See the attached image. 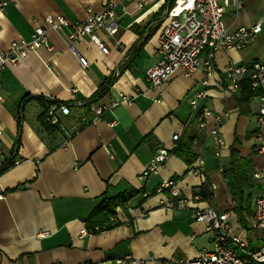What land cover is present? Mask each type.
<instances>
[{
    "label": "crops",
    "instance_id": "0c3cea01",
    "mask_svg": "<svg viewBox=\"0 0 264 264\" xmlns=\"http://www.w3.org/2000/svg\"><path fill=\"white\" fill-rule=\"evenodd\" d=\"M108 2L117 0H0V51L12 41L28 39L45 16L62 15L77 23L86 18L87 9L99 13ZM165 2L138 0L127 3L122 11L117 9V34L95 32L101 48L88 40L74 42L76 53L88 62L85 70L68 49L69 29H60L48 32L51 50L29 53L18 65L0 72V168L12 165L0 175V264H117L125 257L137 264H171L211 250L210 233L204 223L194 220V212L208 207L219 212L230 209L233 183L226 171L231 153H237L242 162L255 154L258 110L253 99L250 113L239 114L235 94L223 95L220 84L226 83L228 64L259 60L249 52L243 59L241 51H219L212 77L206 78L202 70L191 77L176 71L159 88H149L145 71L158 59L156 37L164 24ZM234 9L231 2L224 7L234 13L229 22L224 21L227 26L248 27L260 21L264 32V0H239L237 13ZM105 84H109L105 93L95 98ZM197 92H204L201 106L230 113L221 128L223 173L218 172L207 131H199L195 121L184 129L189 98ZM54 104L69 108V115L59 116V129L40 124L44 109ZM99 108L102 112L97 116ZM174 135L178 141L172 140ZM188 135L194 136L196 155L191 165L204 161L205 177L216 186L214 192L187 173L191 165L171 154ZM242 139L250 143L246 149ZM161 148L170 153L164 165L156 175L140 178ZM258 156V169L248 174L250 186L259 180L254 174H264V165L259 167L264 154ZM166 179L178 180L183 196L200 194L202 201L186 208L161 204L171 200L165 193L155 194ZM129 190L151 196L144 200L136 195L118 206L113 217L117 224L109 230L79 237L84 219L103 195L113 197ZM251 211L250 205L245 215L234 210L239 224L232 229L249 250L264 243V238L256 237L255 245L244 239ZM44 232L49 236L37 237Z\"/></svg>",
    "mask_w": 264,
    "mask_h": 264
},
{
    "label": "built area",
    "instance_id": "2783aa9c",
    "mask_svg": "<svg viewBox=\"0 0 264 264\" xmlns=\"http://www.w3.org/2000/svg\"><path fill=\"white\" fill-rule=\"evenodd\" d=\"M138 0H117L108 2L99 13L86 10V18L77 23H70L62 15H48L43 18V24L36 26L28 39H21L9 43L7 49L0 51V72L8 66L18 65L29 53H35L41 48L51 50L48 43V32L60 29H69L67 41L68 49L77 57L81 69L88 68L85 58L76 53L74 42L88 40L101 48V41L95 32L103 31L107 36L114 37L119 29L116 18V10L121 11L126 4ZM232 3L237 13L239 0H173V3L164 12V24L157 33L156 54L158 59L145 71V80L151 89L159 88L176 71H181L185 77H191L195 72L202 70L206 78L215 73V55L219 51L240 52L253 44L262 32L261 22L251 26L231 27L224 23V7ZM2 6L5 3L1 4ZM141 7V3L137 2ZM225 84H220V92L231 96L240 88V82L244 77H249L251 89L258 92V110L255 115V144L253 153L264 154V62L253 61L249 64L235 66L228 64L224 69ZM204 92H197L189 98V116L184 123L187 130L193 121L196 122L199 131H207L213 144V156L218 160V172L223 173V165L220 160L225 142L221 135L223 123L230 117L227 111L216 113L206 106L200 105ZM3 101L0 95V103ZM123 101H127L123 98ZM102 108L96 110L98 116ZM69 115V108L65 105H52L47 111L44 122L60 127L59 116ZM172 140L178 141L179 136H172ZM170 153L164 148L159 149L143 170L140 178L147 179L156 175L164 165ZM188 174L198 177L202 183L214 192L216 186L208 183L205 177L204 161L198 159L188 170ZM255 179L264 178V174H254ZM223 182L227 179L223 177ZM167 194L171 200L162 201L167 207L177 206L186 208L194 202L202 201L200 194L188 198L181 194L178 188V180L166 179L155 190L156 195ZM143 198L151 194L144 191ZM3 193L0 192V200ZM174 200V202H173ZM236 204L231 202L230 210L235 209ZM230 210L219 212L215 208L198 209L193 218L198 223H204L206 230L211 235V250L200 252L197 256L188 260L174 261L171 264H264V243L258 248L249 250L246 241L232 234L230 222ZM145 212V211H144ZM142 212V217L145 213ZM238 223V222H237ZM239 224V223H238ZM246 230L264 231V196L256 198L254 208L247 218ZM90 235L84 227L79 231V237ZM48 233H39L38 238L48 237ZM117 264H137L138 262L125 257L118 259Z\"/></svg>",
    "mask_w": 264,
    "mask_h": 264
},
{
    "label": "trees",
    "instance_id": "16d2710c",
    "mask_svg": "<svg viewBox=\"0 0 264 264\" xmlns=\"http://www.w3.org/2000/svg\"><path fill=\"white\" fill-rule=\"evenodd\" d=\"M173 3V0H166L165 2V10L168 9ZM109 84H105L101 86V88L96 92L95 98L100 97V95L104 94ZM258 92L251 89L250 79L249 77H244L240 82L239 91L234 95L235 105L238 109V113L242 115H248L250 113L249 104L251 100L257 97ZM41 101V100H39ZM56 106H60L59 104H54ZM52 106V105H51ZM50 106H47L44 109V112L40 118V124L44 127H48L51 129H59L58 126H54L45 123L44 120L47 117V111ZM194 140L193 135H188L187 138L176 144L171 150V154L175 155L177 158L182 160L186 165H191L195 159L196 155L192 149V143ZM242 162L239 158H237V153L232 151L230 163L228 165V170L226 171V175L231 178L233 186L230 188L229 192L231 195L232 201L236 204L235 211L240 214L245 207V209L249 210L250 202L243 200V189L244 187H251L248 185V167L247 164ZM12 165L5 164L2 168H0V175L10 168ZM143 191L138 190H129L124 193H120L116 196L110 197L107 195H103L100 198L98 206L94 209V211L84 219L85 228L88 230L90 234L100 233L106 230H109L117 223L114 220L115 210L118 206L126 205L127 202L132 199L136 195H141ZM260 197V196H259ZM258 198V197H257ZM144 200L146 198H143ZM238 204V206H237ZM240 221V220H239Z\"/></svg>",
    "mask_w": 264,
    "mask_h": 264
},
{
    "label": "rangeland",
    "instance_id": "374dc122",
    "mask_svg": "<svg viewBox=\"0 0 264 264\" xmlns=\"http://www.w3.org/2000/svg\"><path fill=\"white\" fill-rule=\"evenodd\" d=\"M233 14H234L233 12L226 10L225 14H224V21L229 22L231 17L233 18ZM238 16H239L238 19L242 18V10H239ZM248 52L250 53V55L255 54L259 61L264 62V32H262L258 36L257 40L251 46H249L246 50L241 51L243 59H244V57H245V59L248 58V56L246 55V53H248ZM248 123L250 126L252 125V127H253L251 120H248ZM241 145L244 149H246L250 145V143L247 140L242 139ZM260 158L261 157H259V156L257 157V155L252 154L250 157H248V159H247L248 161L243 160V162L247 164L249 172H251L254 169H258V167H257L258 165H257L256 161H258ZM260 163H261V165H259V167L264 165V161H262ZM262 172H264V169H262ZM250 178H252L251 175H250ZM253 184H254L253 186H251V187L246 186L243 189V200H244V202L245 201L250 202V209L254 208L256 198L259 196H262L261 194L264 193V178L259 179V180H253ZM246 210L247 209H245V207H244L242 210L243 215L246 214L245 213ZM230 217H231L230 222H231V226L233 229V227L234 228L236 227V223H237V219H236L234 210H230ZM243 233H244V239L247 240L248 242H250L251 245L256 244V237L258 239L264 238V231L247 230L246 232H243Z\"/></svg>",
    "mask_w": 264,
    "mask_h": 264
}]
</instances>
